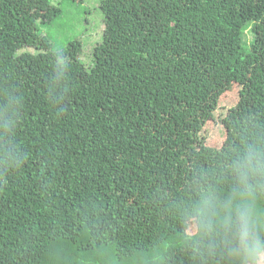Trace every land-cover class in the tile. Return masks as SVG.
I'll use <instances>...</instances> for the list:
<instances>
[{
    "label": "trees",
    "instance_id": "16d2710c",
    "mask_svg": "<svg viewBox=\"0 0 264 264\" xmlns=\"http://www.w3.org/2000/svg\"><path fill=\"white\" fill-rule=\"evenodd\" d=\"M99 5L87 69L80 40L54 50L38 32L61 14L51 0H0V81L20 98L27 154L0 187V264H146L161 249L164 264H193L172 206L234 128L264 120V0ZM57 52L58 114L46 88Z\"/></svg>",
    "mask_w": 264,
    "mask_h": 264
},
{
    "label": "clouds",
    "instance_id": "9594fccd",
    "mask_svg": "<svg viewBox=\"0 0 264 264\" xmlns=\"http://www.w3.org/2000/svg\"><path fill=\"white\" fill-rule=\"evenodd\" d=\"M46 84L62 111L67 65L57 52ZM20 98L0 81V187L26 161L16 138ZM213 165L197 170L172 206L184 225L181 247L193 264H264V120L249 117L228 134ZM161 249L146 264H164Z\"/></svg>",
    "mask_w": 264,
    "mask_h": 264
},
{
    "label": "rangeland",
    "instance_id": "374dc122",
    "mask_svg": "<svg viewBox=\"0 0 264 264\" xmlns=\"http://www.w3.org/2000/svg\"><path fill=\"white\" fill-rule=\"evenodd\" d=\"M101 0H51V3L59 7L61 14L50 23L38 25V32L46 36L54 50L65 48L69 42L80 40L81 55L80 61L90 69L94 65L93 50L103 38L105 30L104 14L100 10ZM251 35L249 29L244 31L243 41L250 43ZM22 52H36L33 48H25ZM219 125V120H216ZM215 128L222 136L223 131L215 125Z\"/></svg>",
    "mask_w": 264,
    "mask_h": 264
}]
</instances>
